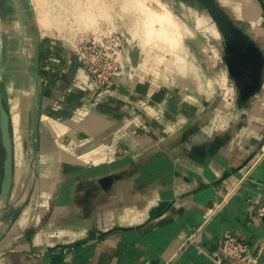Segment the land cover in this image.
<instances>
[{"label": "crops", "instance_id": "crops-1", "mask_svg": "<svg viewBox=\"0 0 264 264\" xmlns=\"http://www.w3.org/2000/svg\"><path fill=\"white\" fill-rule=\"evenodd\" d=\"M175 2L203 79L181 65L193 82L136 74L96 92L74 65L40 62L38 104L22 86V101L14 92L7 102L12 119L0 100L12 146L5 195L0 166V264H213L224 237L264 238V0H215L242 48L198 0ZM22 4L0 0L2 30L18 22L21 39ZM35 39L67 42L50 31Z\"/></svg>", "mask_w": 264, "mask_h": 264}, {"label": "rangeland", "instance_id": "rangeland-1", "mask_svg": "<svg viewBox=\"0 0 264 264\" xmlns=\"http://www.w3.org/2000/svg\"><path fill=\"white\" fill-rule=\"evenodd\" d=\"M21 1L26 18L22 23L25 27L22 39L19 30L23 31V28L19 26L18 22L15 24L16 26L18 24V28L14 27V30H8L7 33L0 26V100H2L5 109L9 110L12 119H14L12 104H7V102L12 98L15 91H19L22 89V86H25L23 89L29 99H34L37 104L40 96H43L40 62L42 64L47 62L49 68L51 67L52 69L55 64L61 68L64 65L69 66L72 64V67L74 65L84 74L87 83L96 92L112 91L118 87H123L136 74H139L140 78L143 77L147 81L158 74L165 79L180 77L193 82V79L176 71H180L181 65L188 68L190 62L194 64V74L200 73L203 79V74L197 65L199 62L196 60L195 52L191 48L192 44L190 46L186 44L189 41L184 31L185 27L189 28V24L186 25L184 18L186 13L172 12L173 8L175 10L177 5L175 0ZM34 7L36 10L40 9L37 15L41 21L45 22L42 28H39V24L36 22L37 16ZM150 10L155 12L156 15L150 16L148 14ZM168 10L170 13L172 12L175 27L165 22L168 18L164 15L167 14ZM71 15L76 17L70 19ZM12 20H15V18L13 17ZM54 24L61 25L62 29L56 30ZM76 25L81 29L78 31L83 32L81 37L77 38V41L79 38H86L88 40H92V38L105 39L106 36L113 39L118 38L121 44L118 59L120 66L110 58L97 60V66L94 68L98 69L96 72L98 76H94L95 82H93L90 74L86 71L88 65H90L89 56L87 55L88 58L79 63L73 52L77 41L76 43H70L73 35L79 29L76 28ZM164 30L173 33L175 37L183 42V45L178 46L176 44L173 48L170 44L168 45L158 40L157 33ZM45 31H50L57 38L65 39L67 42L62 41L63 43L56 45V47L53 45L43 46L40 43H36L37 40L35 38H39L40 34L43 36ZM58 31L61 32V35ZM109 45V43L106 44V46ZM185 45L187 48L189 47L191 52L187 51ZM50 47L57 50V52H65L71 57L70 60L48 61L47 59L43 61V57L45 58L43 52L50 49ZM35 49H37V66L34 65ZM106 51L109 54L112 53L111 49H107ZM102 52L104 53L105 51L102 50ZM97 56L100 58L102 54H98ZM50 57L52 56L48 58ZM108 72H114L116 75H112L111 77L113 85L109 89H105L103 81ZM60 76L56 80H60ZM36 82H38L39 87L33 91V86ZM24 90L15 92L14 98H19L22 101L21 98L24 93L21 92H24ZM20 109L21 107L18 110L19 112L21 111ZM3 159L4 152L0 146L1 167Z\"/></svg>", "mask_w": 264, "mask_h": 264}, {"label": "built area", "instance_id": "built-area-1", "mask_svg": "<svg viewBox=\"0 0 264 264\" xmlns=\"http://www.w3.org/2000/svg\"><path fill=\"white\" fill-rule=\"evenodd\" d=\"M109 43V46L106 44ZM121 46L118 38L113 39L109 36H106L105 39H95L88 40L86 38H79L76 47L73 52L79 63L83 62L84 59H87L89 56L90 65H88L87 73L90 74L91 80L95 82V77L97 70V60L100 59H112L118 63ZM111 49L112 53L109 54L106 50ZM105 51L104 53L102 52ZM102 54L99 58L97 55ZM112 75H116L114 72H108L104 77L103 86L105 89H109L113 82L111 80ZM217 206L216 209H218ZM255 215L259 218H264V206H259L255 209ZM264 250V238L258 240L254 244L250 245L239 240L234 239L233 237L226 236L224 237L218 247V250L213 256H211V261L213 264H259V258L262 255Z\"/></svg>", "mask_w": 264, "mask_h": 264}, {"label": "water", "instance_id": "water-1", "mask_svg": "<svg viewBox=\"0 0 264 264\" xmlns=\"http://www.w3.org/2000/svg\"><path fill=\"white\" fill-rule=\"evenodd\" d=\"M206 11L209 13L213 20L218 32L222 36L224 41H233L241 48V43L237 40L236 36L232 32L226 14L217 5L215 0H198ZM34 65L37 66V49H35ZM33 78H35L33 76ZM35 81V79H34ZM0 143L4 152L3 159V176L1 179V193L6 194L9 190L12 179V146L11 139L8 130V116L0 104Z\"/></svg>", "mask_w": 264, "mask_h": 264}, {"label": "bare ground", "instance_id": "bare-ground-1", "mask_svg": "<svg viewBox=\"0 0 264 264\" xmlns=\"http://www.w3.org/2000/svg\"><path fill=\"white\" fill-rule=\"evenodd\" d=\"M39 12H40V10H39ZM157 39L160 40L161 42L168 44V45L170 44L173 48L176 46V44H178V46L183 45V42L180 39L175 37L173 33H170L169 31H166V30H164L163 32L157 33ZM178 46H177V48H178ZM185 47H186V45H185ZM186 49H187V51H190L189 47L188 48L186 47ZM193 66H194V64L190 62V66L188 65V68H184L183 71L184 72L186 71L187 75H193L194 74Z\"/></svg>", "mask_w": 264, "mask_h": 264}]
</instances>
